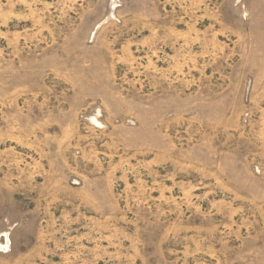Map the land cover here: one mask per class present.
<instances>
[{"label": "rangeland", "instance_id": "obj_1", "mask_svg": "<svg viewBox=\"0 0 264 264\" xmlns=\"http://www.w3.org/2000/svg\"><path fill=\"white\" fill-rule=\"evenodd\" d=\"M0 264H264V0H0Z\"/></svg>", "mask_w": 264, "mask_h": 264}]
</instances>
